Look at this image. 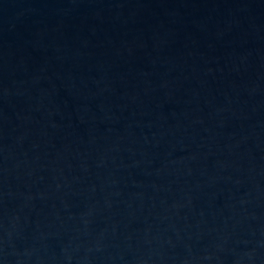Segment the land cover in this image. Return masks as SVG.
<instances>
[{
    "label": "water",
    "instance_id": "95a60500",
    "mask_svg": "<svg viewBox=\"0 0 264 264\" xmlns=\"http://www.w3.org/2000/svg\"><path fill=\"white\" fill-rule=\"evenodd\" d=\"M0 264H264V0H0Z\"/></svg>",
    "mask_w": 264,
    "mask_h": 264
}]
</instances>
